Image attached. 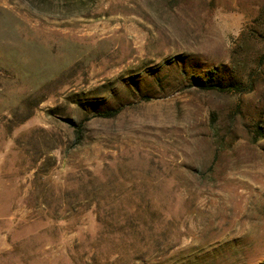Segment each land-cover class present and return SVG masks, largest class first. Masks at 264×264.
<instances>
[{
  "label": "rangeland",
  "instance_id": "374dc122",
  "mask_svg": "<svg viewBox=\"0 0 264 264\" xmlns=\"http://www.w3.org/2000/svg\"><path fill=\"white\" fill-rule=\"evenodd\" d=\"M0 264H264V0H0Z\"/></svg>",
  "mask_w": 264,
  "mask_h": 264
}]
</instances>
